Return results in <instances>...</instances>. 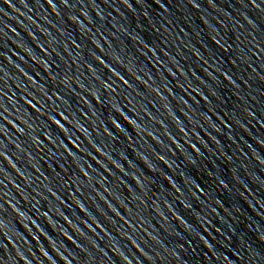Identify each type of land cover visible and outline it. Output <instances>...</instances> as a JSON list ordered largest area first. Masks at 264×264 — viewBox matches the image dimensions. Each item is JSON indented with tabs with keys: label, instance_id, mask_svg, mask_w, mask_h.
<instances>
[{
	"label": "water",
	"instance_id": "95a60500",
	"mask_svg": "<svg viewBox=\"0 0 264 264\" xmlns=\"http://www.w3.org/2000/svg\"><path fill=\"white\" fill-rule=\"evenodd\" d=\"M0 264H264V0H0Z\"/></svg>",
	"mask_w": 264,
	"mask_h": 264
}]
</instances>
